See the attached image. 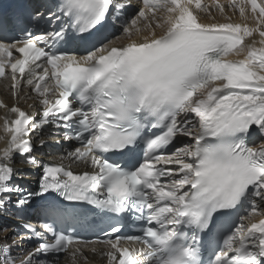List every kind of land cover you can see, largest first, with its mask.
<instances>
[{
  "label": "snow or ice",
  "instance_id": "6c2138e0",
  "mask_svg": "<svg viewBox=\"0 0 264 264\" xmlns=\"http://www.w3.org/2000/svg\"><path fill=\"white\" fill-rule=\"evenodd\" d=\"M121 15V35L101 36ZM43 19L50 27L33 31ZM0 78L14 98L26 86L41 105L29 115L0 101V214L14 207L25 220L20 239L0 243V264H56L61 253L88 264L83 248L95 244L107 264H264V0H57L46 12L0 11ZM45 126L79 142L61 160L90 170L47 164L29 190L13 165L20 156L40 167L31 134ZM85 206L108 221L96 240L74 231L87 223ZM134 223L139 233L124 234Z\"/></svg>",
  "mask_w": 264,
  "mask_h": 264
},
{
  "label": "bare ground",
  "instance_id": "6f19581e",
  "mask_svg": "<svg viewBox=\"0 0 264 264\" xmlns=\"http://www.w3.org/2000/svg\"><path fill=\"white\" fill-rule=\"evenodd\" d=\"M202 2L206 5H212L213 0H202ZM218 2L220 4L226 5L229 2V0H218ZM209 11L215 16L216 20L224 22V17L221 16L220 12L218 10H216L214 7H210ZM201 15L205 18L206 21H210L208 18L209 16H208L207 12L202 13ZM228 15H230L232 17V20L234 22H238V23L243 22L241 17L239 16L238 12H236L235 14H232L231 12H229ZM256 38L259 39L258 35ZM229 57L233 58V59H242L243 58V57H236L235 55H230ZM6 86H7V79L0 80V88H4ZM4 94L8 95L7 92H4ZM0 137H3L2 131H0ZM187 140L188 139H186L184 141L182 140V142H186ZM261 142L262 141L259 140L256 145H259ZM4 147H5L4 140L0 139V150H2ZM253 219H259V217H253Z\"/></svg>",
  "mask_w": 264,
  "mask_h": 264
},
{
  "label": "rangeland",
  "instance_id": "374dc122",
  "mask_svg": "<svg viewBox=\"0 0 264 264\" xmlns=\"http://www.w3.org/2000/svg\"><path fill=\"white\" fill-rule=\"evenodd\" d=\"M258 141V140H257Z\"/></svg>",
  "mask_w": 264,
  "mask_h": 264
}]
</instances>
